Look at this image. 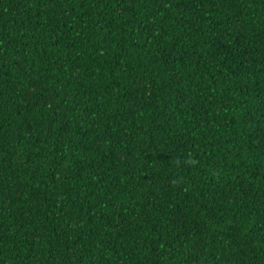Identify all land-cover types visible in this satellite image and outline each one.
<instances>
[{
	"label": "trees",
	"instance_id": "1",
	"mask_svg": "<svg viewBox=\"0 0 264 264\" xmlns=\"http://www.w3.org/2000/svg\"><path fill=\"white\" fill-rule=\"evenodd\" d=\"M0 264H264V0H0Z\"/></svg>",
	"mask_w": 264,
	"mask_h": 264
}]
</instances>
